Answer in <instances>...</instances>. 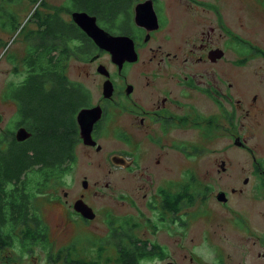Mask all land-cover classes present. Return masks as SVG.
<instances>
[{
    "label": "flooded vegetation",
    "instance_id": "1",
    "mask_svg": "<svg viewBox=\"0 0 264 264\" xmlns=\"http://www.w3.org/2000/svg\"><path fill=\"white\" fill-rule=\"evenodd\" d=\"M221 1L111 0V11L104 8L105 13H110L107 17L76 6L75 0H64L65 6L73 3L76 7L70 10V16L73 11H85L111 35L125 37V52H110L99 47L74 23L92 42L88 52L76 49L71 55L79 56L75 59L88 66L85 76L91 84L85 86L86 99L74 111L76 137L72 158L57 171L64 177L77 160L78 145L88 154L99 157L97 167H105V176L109 178L91 181L84 176L77 182L76 194L64 190L63 197L48 195L41 206L31 199L35 193L21 186L27 185L23 181L34 170L38 172L42 168L47 173L49 167L45 163L23 169V181L0 182V199L18 193L29 196L22 206L1 203L0 219L18 218L16 213L21 210L24 213L18 216L27 220L21 223L22 227L0 229V264H102L106 250L115 252L113 257L112 254L107 256V261L117 260L118 264H179V249H183L178 243L179 226L188 228L197 220L229 214L235 225L245 223L247 227L252 215L253 222H257L253 227L259 228L258 217L261 211L264 218V203L259 207L234 200L236 195H248L257 201L264 198V49L243 34V27L238 29L232 25ZM137 9L143 13L137 14ZM182 9L187 14H182ZM239 17L242 21L241 15ZM177 28L183 30L180 38L176 36ZM248 72L260 77L257 85L252 82L248 85ZM18 87L8 85V91L2 93L4 98L15 102L16 116L19 101L14 91ZM94 107L99 117L90 132L95 143L90 144L82 139L77 115L81 110ZM14 126L15 143L37 142L33 131L25 125L16 122ZM20 128H25L29 137L18 140L16 133ZM196 133L200 144H195ZM251 137H255L256 142L250 145ZM1 138L2 135L0 151ZM211 139H217L221 145L210 148ZM231 149L246 150L248 165L238 166L234 155L227 154ZM178 151L191 157L184 178H158L156 172L160 169L168 172L174 169L172 155ZM212 152L223 157L209 161ZM201 157L203 160L207 157L206 165H201L205 172L197 174ZM210 169H215L220 176L231 171L226 186L220 176L205 179ZM114 173L117 176L124 173L123 181L135 184L133 192H124V201L133 202L130 205L136 204L134 197L140 200L137 198L139 189L145 188L142 195L147 200H140L144 207L136 206L144 220L130 213L120 216L119 220L110 208L101 209L103 215L100 216L91 202L102 193L100 187L111 188ZM147 177L150 178L148 184H142ZM55 183L39 180L35 185L41 189L43 185L49 187ZM153 186L155 188H151ZM78 201L87 205L91 213H81L76 207ZM147 206L155 213L154 219L140 210H147ZM50 207L64 212L52 222L58 230L49 227L47 222ZM224 207L228 212L222 213ZM99 217H103L106 237L82 235L78 228L96 223ZM149 220V226H154L152 235L169 229L172 234L165 236L171 241L149 237L145 229ZM94 229H99L97 224ZM59 232L68 237L58 244L55 237ZM262 232L264 236V230ZM88 252L90 255L86 256ZM130 255L134 256L135 263ZM260 258L264 264V250L256 254L254 264H259ZM218 259L222 262V257ZM189 260L201 263L193 254Z\"/></svg>",
    "mask_w": 264,
    "mask_h": 264
},
{
    "label": "rangeland",
    "instance_id": "2",
    "mask_svg": "<svg viewBox=\"0 0 264 264\" xmlns=\"http://www.w3.org/2000/svg\"><path fill=\"white\" fill-rule=\"evenodd\" d=\"M12 1L6 0L5 2V0H0V135H6L8 138H10L8 135L10 131L12 132L11 136H13L15 130L14 125L16 123V114H14V111L16 104L11 99L4 98L2 96V93L5 94L8 91L6 89V86L20 83L23 80L25 69L22 66V58L24 57L23 55L26 53L25 50L28 46V44L24 40V34H26L27 30L29 31L31 29H36L37 24L35 21L29 20L26 23L27 26L25 30L20 35H18V32L8 33L6 30H2L1 27V21L3 19L2 8L7 4V7L12 9L13 12L19 17L20 22L24 23L26 20H28L29 15H31L32 11L39 4L43 5L38 6L40 11L43 13L49 12L56 9L60 5L64 6V4H66V2L64 3V0H22L20 3H14ZM221 5L226 10L227 18L232 23V25L238 29L243 27V34L254 39L255 43H257L260 48L264 49V0H222ZM181 13L187 14L184 9L181 10ZM61 15L66 20L72 19V17L70 16V11L66 13L63 12L61 13ZM240 15L242 21L239 19ZM241 24H243V26ZM175 30L178 31V34L176 36L180 38L183 30L179 28ZM4 41L6 42L4 43ZM87 69L89 68L85 63L80 62L75 58H71L69 59L68 64L65 67V73L69 81L79 82L86 86L87 84H91V80L87 76H85V72L87 71ZM248 71L251 72V69L248 68ZM249 72L247 82L248 85L249 82L257 85L260 77L253 76ZM243 81L245 83L246 79ZM248 142L251 145V143L253 144L256 142V138L251 137ZM200 143L201 139L196 133L195 144ZM35 144L39 146L37 142ZM220 145L221 142H219L217 139H211L210 148H216ZM190 151L191 153H194L193 150L190 149ZM76 152L78 155L77 160L71 165L69 169H67L64 177L59 170L56 171V173H53V176L50 177V179L52 178L51 181L57 183L49 187L43 185L41 189L37 188V186L31 189V192L35 193L31 199L33 202L36 201V203H38V206H41L42 203L45 202V200L48 198V195L52 198L63 197L64 190H68L71 194H76L78 188L77 182L81 181L84 176L89 178L91 181L97 178H109L105 176V167L102 169H99L97 167L96 161L99 157L96 158L95 155L88 154L85 148L78 147V145L76 146ZM211 154L213 155V157H208L209 161H213V158L215 160H220L223 157L222 154H219L217 152H212ZM227 154L234 155V159L238 166L248 165L249 154L246 152V150L231 149L227 151ZM195 158L197 159L198 157ZM206 158L207 157H205V159L203 160V158L201 157L199 163H197L200 165L199 170H197V174L205 172L204 169L201 168V165H206ZM172 160L173 166H175L174 169L171 172L160 169V172H156L158 178L167 179L170 176H173L178 180H182L184 178V170L185 167H188L190 165L191 157L178 151L173 153ZM217 173L218 172L215 171V169H210V172L205 174V179H211L220 176ZM230 173L231 171L223 176H220L221 182L225 180V186L226 182L228 181V175ZM123 174L124 173H122L120 176H117L114 173L111 176V188L100 187L102 193L99 192V197H97L96 199L93 198L91 202L98 208L99 212L101 213L100 216L103 215L102 211H100L101 209L110 208L111 212L115 214L119 218V220L121 219L120 216L130 213L133 214L138 220L142 221L144 220V217H142L141 213H138L136 206H139L141 208L144 207V202L142 201H146L147 198L146 196L144 197L142 193L145 188L141 187L137 194V198L139 197L142 201L134 197V199L136 200V204L130 205V203L133 202L124 201V192H133V187L135 186V184L132 185L130 180L124 182L123 180L125 178L122 177ZM242 175L244 176L245 174ZM29 177L32 176L29 175ZM126 178H128V176ZM149 180L150 178L147 177V180H144L142 184H148ZM157 183L158 181H156V184ZM146 188H148V186H146ZM151 188H155V186ZM236 196L240 198L238 199V197H235L236 199L234 201H236V203H253L259 205V207L264 203V198H262V200L260 201H257L253 198L248 197V195ZM27 198H29V196ZM141 208L140 210L143 212V214L147 212L148 218L150 217L154 219L153 214L155 213L150 212L151 209H149L148 206L146 207L147 210ZM49 209L50 212H48L47 219V222L50 223L49 227L58 230V227L56 228L55 226L56 224H52V222H54V219L59 218L60 214H63L64 212L62 211V209L56 207H50ZM262 209H264V207ZM222 211V213L228 212L225 207L222 208ZM261 215L262 214L260 211L258 217V227L260 229H256L253 227V223L257 224V222H253L252 215H250L252 222L249 224V227H247L245 223L241 226L235 225V222L231 221L233 217L229 214H225L221 218L216 217L210 219H202L201 221L197 220L192 224V227L188 228H186L187 226H179V241L174 238L178 241L179 246H182L183 248L179 249L178 263L195 264V262L189 260V257L193 254L198 256V260L200 258V264H254L256 254L261 253L264 250V236L262 235V231L264 230V218ZM149 223L151 224L150 220L148 221V225L145 227L149 237L158 240L162 239V242L171 241L170 237L165 236L168 233L172 234L171 230H158L156 235H152L151 233L154 229V226H149ZM241 223L242 221L240 220V224ZM95 224H97L99 229H94ZM3 227L14 229L21 226L20 224L12 225L9 222H5ZM78 229L82 231V235L87 234L91 237L93 234V236H97L99 238L106 237V226L104 225L103 217H99L96 223L85 225ZM141 229H144V227H142ZM67 237L68 236L66 234L61 235V233L59 232L55 238L57 243L59 244L60 241L66 239ZM254 242H256V244H254ZM109 246H111V244ZM86 247L89 249L88 246ZM105 254L107 255H105L106 257L104 258V262L102 264H118L117 260H112L111 262L107 261L108 255L112 254L111 257L115 255V252L113 253V250L108 252L106 250ZM89 255L90 254L88 252L86 256ZM218 256L222 257V262L219 261ZM262 263L263 262L260 258L259 264ZM146 264L150 263L147 262Z\"/></svg>",
    "mask_w": 264,
    "mask_h": 264
},
{
    "label": "trees",
    "instance_id": "3",
    "mask_svg": "<svg viewBox=\"0 0 264 264\" xmlns=\"http://www.w3.org/2000/svg\"><path fill=\"white\" fill-rule=\"evenodd\" d=\"M21 1L13 0L12 2L20 3ZM120 1L123 2V0ZM110 2L111 0H75L74 4L80 8H88L97 14L101 12L108 17L110 13H105V9L111 11ZM74 4L61 5L45 13L40 11L38 6L43 5L39 4L24 23L20 22L19 17L7 7V4L2 8L1 27L8 33L18 32L20 35L29 20L37 24L36 29L27 30L24 34V40L28 46L22 58V66L25 69L23 80L11 87L20 86L14 91L19 101L15 121L33 131L39 146L31 141L26 144L15 143L10 131L8 134L10 138L2 135L3 147L0 151V182L23 181L21 172L27 166L40 163L48 165L47 173L40 168L38 172L34 170L30 174L32 177L25 178L23 182L27 185L21 187H24L26 191L35 187L39 180L51 181L50 177L56 173L58 167L72 158V146L76 137L73 115L86 99L87 89L82 83L69 81L65 67L69 59L79 58V56H71L76 49L85 53L92 47V42L74 24L75 22L66 20L61 15L63 12L75 9ZM27 197L23 193L10 194L0 199V206L1 203L22 206L28 201ZM0 213H2L1 207ZM23 213L21 210L17 211L19 219L1 218L0 229H10L3 227L5 222L12 225L20 224L22 227L21 223L26 222L27 219L19 217L18 214ZM24 227L27 228L26 225ZM129 257L135 263L134 256Z\"/></svg>",
    "mask_w": 264,
    "mask_h": 264
},
{
    "label": "water",
    "instance_id": "4",
    "mask_svg": "<svg viewBox=\"0 0 264 264\" xmlns=\"http://www.w3.org/2000/svg\"><path fill=\"white\" fill-rule=\"evenodd\" d=\"M143 13L141 9H137V14ZM73 21L101 48L110 52H125V37L113 36L96 23V18L89 15L85 11H73L71 13ZM132 47V45H131ZM97 107L92 109H84L79 111L77 122L80 127V133L85 143L94 144L91 138V129L94 121L99 117L96 113ZM30 133L25 128L18 129L16 138L23 140L29 137ZM78 210L84 215L91 213V210L82 201L76 203Z\"/></svg>",
    "mask_w": 264,
    "mask_h": 264
}]
</instances>
